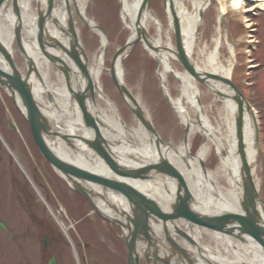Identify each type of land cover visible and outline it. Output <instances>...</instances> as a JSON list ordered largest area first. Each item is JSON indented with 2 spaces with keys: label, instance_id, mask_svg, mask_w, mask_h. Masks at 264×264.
<instances>
[{
  "label": "bare ground",
  "instance_id": "bare-ground-1",
  "mask_svg": "<svg viewBox=\"0 0 264 264\" xmlns=\"http://www.w3.org/2000/svg\"><path fill=\"white\" fill-rule=\"evenodd\" d=\"M36 1L21 0L18 13L15 12L11 4L3 3L2 7L4 8L0 13V40L11 53L15 54L14 45L17 28L22 32L21 39L31 56L35 69L30 76L35 96L43 105V110L52 121L53 126L63 134L70 135L71 142L76 146L75 148L69 147L64 140L57 136L49 138L46 136L53 148L64 156L82 163L87 168L97 170L99 174H111L108 173L105 162L99 157H95L90 151H84V148H86L85 143L77 139L79 136L91 137L93 131L85 126L81 109L70 94L72 91L83 90L88 84V79L84 77L83 70L76 63L74 57L70 56L72 53L79 54L73 46L75 43V47L78 48V42L81 39L78 37L77 40V37L75 38L68 29L69 17L66 10V1H69L71 5L75 3L79 15L84 21L86 20L101 40V46L92 55H89V58L82 54L79 55L81 61L88 66L95 95V101L93 102L90 97L86 100V105L99 119L101 133L107 139L113 156L117 157L118 161L124 166L130 167L149 166L168 159L172 167L181 175L183 182L186 183V187L194 199L196 210L208 215L224 212L240 214L244 213L242 198L245 193L244 160L241 146L255 191L262 199V181L260 179V169L257 165L258 151L255 143L254 124L252 116L246 110L241 116V137L238 126L237 114L239 108L235 98L236 87L231 82L237 61L233 57L228 59L227 64L222 61L220 46L223 42V35L220 31H218L215 38L214 49H210L207 41H201L199 37L200 25L204 23L203 12L208 8L210 0H189L190 4L186 0L165 1V11L170 20L169 28L175 33V18L181 39L192 63L203 77H205V72L210 74L205 84L194 78L183 65V70L174 66L173 60L175 58L171 49L177 46V40L175 38V45H173L170 41L171 38L166 37L169 36V31L165 29L164 22L154 12L151 2L150 5L144 6L141 19H139L144 0H120L122 6L121 21L124 28L130 30L128 40L137 36L138 29H142L147 31V34L151 36V42L158 48L157 51H154L146 42L143 44L145 48H149H146V50L158 60L157 75L165 95L176 110L180 122L185 125V131L188 128L183 140L177 144L166 142L159 133V136L152 134L136 118L128 121L111 99L102 80L104 69H108L110 76H112L110 72L112 65L107 66L105 63L107 34L97 27L98 23L95 20L87 16V0H54V6H51V10L48 9L51 12L47 15L42 35V37H46V34L51 36L50 39L53 41L51 40L52 43L50 44L52 47L47 45L51 50L43 48L37 37L39 33ZM44 1L47 2V0ZM245 1L232 0L231 5L242 10L243 17L248 21L247 25L250 27L252 22L246 12L251 11V9L245 6ZM252 1L255 3L252 8L254 10L259 1L264 6V0ZM225 5H221L222 12ZM151 29L154 30V34H151ZM77 32L79 33L78 30ZM249 37H252V35L250 34ZM45 49L60 61L53 62V64L51 59L44 54ZM124 62L123 56L119 55L114 67L119 82L127 85ZM63 63L70 66L69 79L59 69V66ZM52 64L60 71L56 80L51 79ZM0 65L4 68L8 66L2 55H0ZM210 76H213L214 79ZM199 83H203L202 85L214 93L216 101H223V106L220 107L218 112L219 115L210 116L208 113V108L201 100L202 90ZM132 94L142 106L141 108L147 114L146 116L151 118L139 95L134 94V92ZM176 94L178 96L174 97ZM47 95L50 96L48 101ZM17 98L20 102L18 96ZM123 98L125 103L130 101V104L134 105L129 97ZM193 113L196 116L195 118H193ZM198 132L202 134L203 141L195 149L194 139ZM0 134L4 137L1 129ZM7 148L10 152H14L16 161L30 175L18 151L14 148L13 150L10 149L8 144ZM214 152L219 156V161L216 168L211 169L207 165ZM153 175L148 180H136L133 183L137 188L157 199L159 204L167 210L177 194V180L168 173L166 175ZM33 183L36 185L40 197L45 199L43 191L35 182ZM98 190L101 192V189ZM104 195V200H108V202L104 204V202L99 201V205L105 208L109 216L116 218V215H118L114 212L113 207L122 213L130 212L125 198L120 194L107 193ZM47 202L49 201L47 200ZM49 206L51 216L61 227L63 233L71 238L73 236V225L72 227L68 226L60 216L62 210H64L63 207L61 206L60 212V208H54L51 204ZM258 210L264 222V208L261 204H259ZM174 222V225L169 224L168 226V236L173 241L167 240L168 236L161 226L152 223L151 225L157 231V236H159V239L155 242L159 252L167 253L166 250L170 248L171 244L176 246L178 252L176 255L174 254L173 258L178 262L177 264H264V249L251 237L242 235L241 239L231 233L189 223L181 218L176 219ZM174 226L185 231L188 237L180 235L173 228ZM72 242L76 246L73 239ZM143 244L139 242L140 249H143L141 247ZM179 246L186 251L185 256L180 251ZM74 254L76 256L75 251ZM180 256L183 257L180 258Z\"/></svg>",
  "mask_w": 264,
  "mask_h": 264
},
{
  "label": "rangeland",
  "instance_id": "rangeland-1",
  "mask_svg": "<svg viewBox=\"0 0 264 264\" xmlns=\"http://www.w3.org/2000/svg\"><path fill=\"white\" fill-rule=\"evenodd\" d=\"M165 1L152 0V8L158 18L164 22L165 29L169 31V36L166 37L171 38L170 41L175 45V36L172 29L169 28L170 20L165 11ZM186 1L190 4L189 0ZM231 3L232 0H210L208 8L203 12L204 23L200 25L199 37L201 41H207L210 49H214L215 38L218 31L221 32L223 35V42L220 46L221 59L225 64H227L230 57L236 59L237 63L234 66L231 80L236 87H240L241 84L246 82L242 80V76L251 62L254 63L256 61V63L260 62L264 64V14L261 11L258 12L252 9L255 4L252 0H246L245 6L251 9V11L246 12L250 21H261V25L256 27V29L253 30L251 27L249 29L247 25L248 21L243 17L242 10L234 7ZM222 4H226L223 12L221 11ZM35 6H37V1L35 2ZM121 9L122 6L119 0H87L86 4L87 16L100 24L108 33L109 47L105 60L107 66L111 64L118 47L122 46L130 35V30L124 28L121 21ZM78 24L82 31L87 50L92 55L101 46V40L98 34L89 26L80 20H78ZM150 32L154 34L153 29ZM250 34L252 37H249ZM252 40H261L262 43L256 45L252 43ZM14 49L17 64L21 70L26 72V62L19 51L16 41ZM247 53H253V58L256 60L245 58V54ZM173 64L178 69L183 70L176 60H173ZM124 71L127 86L134 94L139 95L162 138L174 144L183 140L185 125L180 122L176 110L165 95L161 81L157 75V61L154 56L143 45L139 44L127 56ZM58 73L60 71L53 65L51 79L56 80ZM252 73V80L256 82L255 91L257 95H255V98L258 97V103H260V107L264 113V65L255 69ZM102 80L104 81L102 83L105 84V89L119 108L121 114L128 121H132L135 117H133L131 110L120 96L107 69H104ZM171 80L175 82V80ZM199 85L202 90L201 100L205 107L208 108V113L210 116L219 115L218 112L220 107L223 106V101H216L214 93L209 88L200 83ZM177 96L178 94L174 97ZM48 100H50L49 95H47ZM0 104L3 106L8 105L10 109H13L12 112L19 127L17 130L27 142L23 144L22 137L18 140V138L16 139L11 134L13 136L11 140L13 143L15 142L14 149L20 154L26 166L25 168L30 173V177L33 179L38 177L40 181L44 182L45 187L38 185L45 195L49 193L52 195L54 202L51 203H53L55 208H60L61 212V202L66 207L68 212L64 208L60 216L68 226L72 227L73 225L72 230L77 248L80 242L90 244L89 247L82 245L78 248L80 263L126 264V253L122 250L123 245L120 239L114 235L112 230H107L105 223L100 224V228L103 231L98 228L99 232L93 230L86 219L79 225L76 224L75 220L82 218L88 212L89 206L50 169L33 140L28 123L18 112V109L14 106L6 92L1 88ZM3 114L0 111V121L2 123L5 122L4 117L6 119L11 118L8 115L6 116L5 112ZM195 117L193 113V118ZM6 138L10 140L9 137ZM202 141V134L198 132L194 139L195 149L202 144ZM27 144H29L30 148ZM1 149L0 145V156L3 157ZM259 157L257 165L260 169V179L262 181L261 196L264 200V167ZM218 161L219 156L214 152L208 161L207 167L211 169L216 168ZM9 166L10 163L6 157L5 160L2 159L0 161V220L7 224L14 238H10L9 234L0 227V264H48V260L52 255L57 256L58 264H78L73 248L68 244L64 233L49 213L42 199L34 192V188L30 182L26 178H23L17 164L12 171L15 173L13 177H11ZM14 178L17 179V183H23V187L19 185L15 187L16 181ZM48 181L51 184L47 185ZM51 186L55 187V189H60L58 194L60 199L54 196L53 192H57H52ZM18 187H21L22 190L25 188V191L21 190L19 193ZM30 191L32 194L29 193ZM62 191L67 197L64 196ZM43 220L45 221L44 223ZM76 226L79 232L76 231ZM46 233L49 235L48 250L44 251L42 248V238Z\"/></svg>",
  "mask_w": 264,
  "mask_h": 264
},
{
  "label": "water",
  "instance_id": "water-1",
  "mask_svg": "<svg viewBox=\"0 0 264 264\" xmlns=\"http://www.w3.org/2000/svg\"><path fill=\"white\" fill-rule=\"evenodd\" d=\"M6 1L11 2L15 12L18 13V7L21 0H0V11L3 3ZM150 2L151 0H144V2L142 3L139 19H141V13L144 9V6L150 5ZM53 3L54 0H48L49 7L47 8V6L43 5V2H39V41L43 48H45L43 39L44 36L42 37L43 28H45L47 15L50 14L51 11L49 10H51V6H53ZM174 22V31L176 35L177 46L176 49H171V51L174 54V57L179 62H181V64L194 78H197L205 84V81L210 74H208L209 72H205V77H203L200 71L192 63L191 57L186 52L185 45L183 43V40L181 39L178 23L176 22L175 18ZM70 31L73 33L75 38L78 36L72 17H70ZM21 34V30L17 28L16 35L19 47L22 53L26 56L29 65L28 74L25 76L21 73L14 61L12 53L0 40V55H2L6 59L8 65L7 68H4L0 65V83L7 89L12 99L15 101L17 106L20 108L22 113L31 124L35 140L41 152L49 160L54 170L80 194H82L94 206L96 210L99 211L95 199L97 197H102L105 199L104 193H117L126 199L132 211L131 214H128L126 216L127 222L125 223L120 220H114L128 230V233L125 235L129 248L128 264H140L142 258H145L148 261V264H151V262L156 264L158 261L165 262L166 264H171V259L178 252L176 246L171 244L170 248L166 250L169 251L167 257L161 258L158 254L159 249L157 248V245L155 243L157 242L158 238L151 223L154 222L156 224H159V226H161L164 230V233L168 236L169 224L174 225V221L178 218L184 219L189 223H195L205 226L210 229L228 232L241 239L243 237L242 235H248L257 243H259L264 249V222L258 210L259 204H261L264 208V202L255 191L254 184L245 164L244 153L241 146L240 149L243 154L244 160L243 171L245 178V193L243 194L242 198L244 213L240 214L236 212H224L222 214L208 215L196 210L194 206V199L188 191L186 183L183 182L181 175L177 173V171L172 167L168 159H164V161H158L155 164H150L149 166L145 165L134 168L130 166H124L117 160L115 156H113L107 139L101 133L99 119H97V116L94 114V112L92 113L91 109L86 105V100L90 97L92 98L93 102L95 101V95L87 64L81 61V57L79 55L82 53L86 56L85 50L82 46H80L81 53H72L70 54V56L74 57L76 63H78V65L82 68L84 76L88 79V84L85 90L72 91V98L77 101L81 109L85 125L93 131V135L91 137L79 136V139L86 144V147L88 149L93 151V153H95L100 159L105 162L108 173L111 174H99V172L95 170L85 168L78 163L72 162L66 156L62 155L55 148H53L49 141L46 139V136L47 138L52 136L60 137L69 147L72 148H75V145L71 142L70 135L63 134V132L57 130L53 126L52 121L48 116H46L42 104L35 96L33 84L30 79L31 74L35 69L31 56L24 47L23 41L21 39ZM139 42H146L152 50H158L153 42H151V36L147 34V31L138 29L137 36L131 38V40H128V42L117 51L112 61L110 72L115 85L121 95L123 97H129L131 99V102L134 103V105H132L129 101L127 102L134 115L145 125V127L148 128V130L152 134H156L159 136L153 123L146 116L145 112L136 101L131 91L125 84L119 82L116 75V69L114 67L117 57L119 55H122L124 59L125 56L129 52H131ZM74 46L73 48H75ZM44 54L53 62L57 63L59 60L52 53H48L46 49ZM69 67L70 66L66 63H63L59 66V68L64 72L67 79H69L70 76ZM214 77L216 76L214 75ZM215 94L221 95L220 93ZM17 96L19 97L20 102ZM235 98L239 108L237 119L241 137V116L244 112L245 106L244 101L237 90H235ZM167 173L177 180L178 188L177 194L170 204V208L166 210L159 204L157 199L137 188L134 185L133 181L148 180L152 178V176H154L153 174L166 175ZM96 189H101L103 194L97 192ZM101 214L109 220H113L107 215H104L103 213ZM173 228L177 230L180 235L188 237L186 232L179 229L177 226H174ZM167 240L173 241V239L169 236ZM139 242H145L146 244L143 255L139 250ZM179 247L180 251L185 256L186 251L181 248V246ZM181 252H179V254H181ZM150 255H152L153 258ZM181 257L183 256H180V258ZM50 264H56L55 258L52 259Z\"/></svg>",
  "mask_w": 264,
  "mask_h": 264
},
{
  "label": "flooded vegetation",
  "instance_id": "flooded-vegetation-1",
  "mask_svg": "<svg viewBox=\"0 0 264 264\" xmlns=\"http://www.w3.org/2000/svg\"><path fill=\"white\" fill-rule=\"evenodd\" d=\"M10 235L12 236V234L10 233ZM13 237V236H12Z\"/></svg>",
  "mask_w": 264,
  "mask_h": 264
}]
</instances>
